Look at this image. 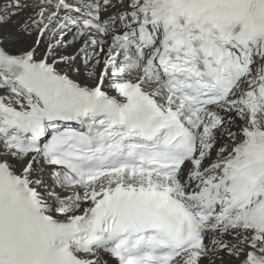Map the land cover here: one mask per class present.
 Segmentation results:
<instances>
[{
	"label": "snow or ice",
	"instance_id": "obj_1",
	"mask_svg": "<svg viewBox=\"0 0 264 264\" xmlns=\"http://www.w3.org/2000/svg\"><path fill=\"white\" fill-rule=\"evenodd\" d=\"M0 264H264V0H0Z\"/></svg>",
	"mask_w": 264,
	"mask_h": 264
}]
</instances>
